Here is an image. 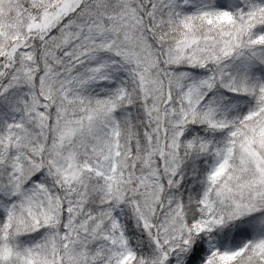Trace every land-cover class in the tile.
Masks as SVG:
<instances>
[{
    "label": "snow or ice",
    "instance_id": "snow-or-ice-1",
    "mask_svg": "<svg viewBox=\"0 0 264 264\" xmlns=\"http://www.w3.org/2000/svg\"><path fill=\"white\" fill-rule=\"evenodd\" d=\"M0 264H264V0H0Z\"/></svg>",
    "mask_w": 264,
    "mask_h": 264
}]
</instances>
